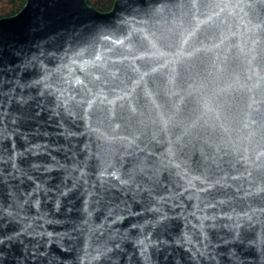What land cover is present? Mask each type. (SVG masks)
I'll list each match as a JSON object with an SVG mask.
<instances>
[{"label":"water","instance_id":"water-1","mask_svg":"<svg viewBox=\"0 0 264 264\" xmlns=\"http://www.w3.org/2000/svg\"><path fill=\"white\" fill-rule=\"evenodd\" d=\"M0 236L14 264H261L264 0L0 17Z\"/></svg>","mask_w":264,"mask_h":264},{"label":"trees","instance_id":"trees-1","mask_svg":"<svg viewBox=\"0 0 264 264\" xmlns=\"http://www.w3.org/2000/svg\"><path fill=\"white\" fill-rule=\"evenodd\" d=\"M87 3L98 11H108L113 0H86ZM25 4V0H0V17L16 14Z\"/></svg>","mask_w":264,"mask_h":264},{"label":"snow or ice","instance_id":"snow-or-ice-1","mask_svg":"<svg viewBox=\"0 0 264 264\" xmlns=\"http://www.w3.org/2000/svg\"><path fill=\"white\" fill-rule=\"evenodd\" d=\"M13 238H8L7 244H12ZM7 244L4 241V238L0 236V264H14V262H9L7 260V253L9 251ZM264 255V252H262ZM261 264H264V260L261 261Z\"/></svg>","mask_w":264,"mask_h":264}]
</instances>
